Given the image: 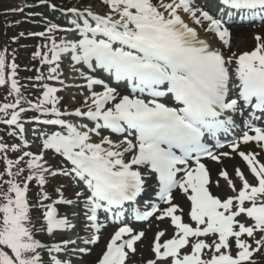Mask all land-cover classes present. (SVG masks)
Wrapping results in <instances>:
<instances>
[{
    "label": "snow or ice",
    "instance_id": "obj_1",
    "mask_svg": "<svg viewBox=\"0 0 264 264\" xmlns=\"http://www.w3.org/2000/svg\"><path fill=\"white\" fill-rule=\"evenodd\" d=\"M100 3L103 14L69 8L74 28L51 24L46 32L31 34L48 41L43 46L47 51L38 49L33 57L49 66L48 74L36 79L69 87L60 71L67 59L85 82L73 85L88 91L83 107L62 111L57 94L64 88L47 83L37 102L25 101L16 79L18 66L0 51V87H9L15 97L0 103V124L19 141L8 144L0 137V264H73L65 257L92 251L80 247L78 239L86 246L100 242L105 227L98 219L100 210L137 201L146 193V176L153 175L156 202H146L150 210H137L135 219L167 222L171 234L167 228L154 234L149 256L141 254L142 264H264V127L255 124L264 118V34L253 36L252 50L238 53L232 51L233 34L224 20L196 0ZM217 12L264 23V0H218ZM55 32L69 38L57 42ZM98 71L126 82L129 94L94 75ZM30 111L39 116L27 123L52 126L32 129L42 142L36 153L28 150L22 120ZM246 115L241 123L247 130L232 140L230 151L216 154L208 147L210 138L229 133L237 116ZM249 145L254 150H241ZM49 153L59 157L55 168ZM205 157L220 165L238 157L243 167L230 173L222 166L213 179L202 162ZM61 176L82 185L75 199L66 198L62 188L55 189L56 199L45 190L49 178ZM33 184L35 203L29 195ZM222 189L224 194H217ZM81 203L88 238L49 245L36 238V231L54 238L74 230L67 217L58 216L57 206ZM37 207L43 210L39 229L32 218ZM145 238L144 231L119 227L96 264H136L133 258Z\"/></svg>",
    "mask_w": 264,
    "mask_h": 264
},
{
    "label": "rangeland",
    "instance_id": "obj_2",
    "mask_svg": "<svg viewBox=\"0 0 264 264\" xmlns=\"http://www.w3.org/2000/svg\"><path fill=\"white\" fill-rule=\"evenodd\" d=\"M3 5H5L6 8H3L1 10L2 13H6L7 14V18L10 20L9 22V28H8V33H7V37L9 38V40H7V43L9 44V46H7V51H6V55L7 58L9 60V63L15 62L17 64V76L16 79L19 82V85L22 86V84L27 83L30 85V87L25 91V93L29 96L32 97V99L37 100L39 97L38 95H36L37 92H42V87L41 85L44 83L49 84V86L52 87H63L64 90L61 91L60 93H58L57 95L60 96L61 99V107H63L64 109L66 108H71L72 104H79L81 107H83V99L85 96L88 95V91L86 88L84 87H72L70 86V82L67 83L66 81H68L71 77H76L78 78V74L74 73L72 70V66L69 63V61L67 59L62 60L61 62V67H60V71L63 73V75L61 76V79L65 80V85H68L69 87H64L62 85H60L59 83L55 82V81H49L47 79L43 80V81H38L36 78L37 76L43 74L45 77L48 74V67L47 65H42L41 61L36 58L34 59V53L40 49L39 48V42L41 41V43H45L48 41L44 38V37H37V36H32L31 38H41V39H27L26 35L23 32H27V33H31V32H46L47 28L49 26H44L42 24V19H40V16H38V19L33 18H29L26 19L28 16L27 14H24V12H13V9L16 8H22L24 5L22 4V6H20L19 0H0ZM198 1V0H196ZM71 2V3H68ZM47 3H49L50 5L52 4L53 6H62L63 9L66 8H80V10H84L86 8H90L92 9L94 12L98 13V14H103L106 9L104 8V6L100 3V0H47ZM203 5V4H201ZM202 7V6H200ZM5 9V10H4ZM45 12L49 15H51V13L48 11V9L45 10ZM56 19L58 20H64V22L67 24H71V26H67V27H63V26H58L59 28H64V29H71L74 28V24L72 23L73 20H75L76 18L74 16H72L70 13H67L66 15H62V18L57 17L55 15ZM35 21H38V24H35ZM22 22H28V23H32L34 25H32V28L29 27L28 30L25 29H21L20 27H16V25L18 23H22ZM78 23H80V21H77ZM36 25H40L39 27H41L42 29H39L36 27ZM241 28H245L248 27L250 30L251 29H257V34H264L263 30V26L262 24H256V25H245V26H239ZM230 28V27H229ZM231 29V28H230ZM1 31V30H0ZM261 32V33H260ZM1 33V32H0ZM21 33H23V35L21 36ZM59 34V38L61 39H65V38H69L68 36H66L64 33H60V32H55L53 33L54 37H56V35ZM255 34V33H254ZM241 40H244L243 38ZM251 41L253 43V45L251 46L252 48L254 47L255 41L253 40V37H251ZM0 44H1V39H0ZM28 45H32L33 47L30 49V47ZM246 48L245 50H234L232 49V51H236V52H243V51H250L252 50V48ZM6 48V47H5ZM30 50V51H29ZM24 52H28L30 53L29 56H26ZM39 66L38 67H34L32 66L33 64H37ZM28 66V70H25ZM39 70V71H37ZM26 74L31 75L32 77H25ZM96 75L98 78H101L99 75ZM85 82H83L84 84ZM6 87V86H5ZM100 89H97L96 91H102V88L100 86H98ZM7 88V87H6ZM3 89H0V92ZM130 92V88H125V91H122V93L124 94H129ZM21 94V93H20ZM83 94V95H82ZM21 96H23L21 94ZM15 98V97H13ZM13 98H9V93L8 95L3 92L0 93V103H9L12 102L14 99ZM25 97H23L24 99ZM24 107H27L28 105L25 103L23 104ZM32 113V111L22 114V120L25 121V128H26V133H28V135L25 136V138L27 139V141L29 142V144L31 145V147L28 149L34 153L39 151V145L42 143L39 139H36L32 129H39L41 127H43V129H48L52 126H40L37 125L35 123H27L28 119H27V114ZM35 117L37 116H32L31 120H33ZM65 119L72 121V117H66ZM242 120H247V115L244 117H240L238 116V118L236 119L237 124H239L241 127L244 128L243 131L247 130L244 125L241 123ZM84 123H88L83 121ZM264 118H261L259 120H255V124L256 126H260V127H264ZM91 126V123H88ZM58 130V129H57ZM10 131V129L5 126L0 124V137H3L4 141L8 144H14V143H19V141L15 138L9 137L8 136V132ZM230 132V131H229ZM102 134L104 135V133L102 132ZM225 136H227V133H225ZM115 139V138H114ZM241 150L244 151H252L254 150V145H249V146H242ZM230 151L229 147L227 149H224L220 152H228ZM218 152V154L220 153ZM15 158V154H10V158ZM48 158H49V162L50 164L53 166V168H55L57 166V162L59 160V157H54L51 153L48 154ZM205 165L210 169V172L212 174L213 179L217 178V173L219 171V169L223 166L226 167L227 170L231 173L233 171V169L237 166L243 167L239 158H235V159H224L223 160V164H216V163H212L207 162V164L205 163ZM0 166H2V164H0ZM149 184H148V192L151 196L155 197V191L158 188V183L155 180H150V178H147ZM153 185V188L151 189L150 187ZM33 186H36L35 184L31 185V188ZM37 188V186H36ZM56 188H62V191L64 192V195L66 198H72L75 199V193L76 191H82L83 187L82 185H79L76 182H73L71 178L68 177H56V178H49V182L47 185H45V190L47 191V193L52 197V199H56L57 198V193L55 192ZM223 191V189L221 190ZM36 192L37 191H31L30 192V198L32 200L33 203H35L36 201ZM51 201H48L46 203H50ZM176 202L178 204H180L182 207L185 208V212H187L188 208H187V204L182 201V199L179 197V195H177V200ZM58 209V216L60 217H67L76 227L74 230H72L71 232H65L62 234H57L55 235V237H49L47 236L45 233L40 232V231H36V238L38 240H40L41 242H46V243H59L61 242L62 236L64 235V239L63 240H69V239H77L78 236L81 238H88L91 235V232L85 227L86 225V220L84 218V212H83V205L82 203L77 205V206H64V205H60L57 206ZM42 209L40 208H34L32 211V218H33V223L36 227V229H39L41 227L42 224V220H41V216H42ZM35 218V219H34ZM98 219L99 222L103 225H105V227L102 229L100 235H101V240L97 245H84L82 243L81 240H78V244L80 247H87V248H91L92 251L90 253V255H88V257H83L82 254H77L75 256L69 255L68 259H71L73 261V264H96L97 259L99 258V256L101 255L102 251L104 250V248L106 247V244L110 238V236L116 231L118 230L119 227L125 226L122 223L113 226H108L107 225V221L104 217L99 216L98 214ZM126 226H130L132 227L135 231L139 232V231H144L146 233V238L144 239V241L142 242V244L138 245V253L137 256L134 257V261L136 262V264H142L141 261V254L143 255L144 258H147L149 256V252H148V245L151 242V240L153 239L154 234L161 228H167V222H158L156 221L154 218L152 220H147V221H139V222H135V220H133V222L130 225H126ZM169 234H171V229L167 228ZM109 233H106V232ZM106 233V234H105ZM129 263H132L131 261Z\"/></svg>",
    "mask_w": 264,
    "mask_h": 264
},
{
    "label": "bare ground",
    "instance_id": "obj_3",
    "mask_svg": "<svg viewBox=\"0 0 264 264\" xmlns=\"http://www.w3.org/2000/svg\"><path fill=\"white\" fill-rule=\"evenodd\" d=\"M204 8L205 10H208L210 13V6L208 5L207 1L205 2V6L202 7ZM212 14V13H211ZM232 32V48L236 49V50H245L246 48H250L253 43L251 41V37H253L255 34L253 32H251V30L249 28H239V27H236L232 30H230ZM244 39V40H241V39ZM82 79L80 78H71L69 79V81H67V83H71L73 85H76V84H79V82L81 81ZM120 92L123 91V90H119ZM78 107V104L75 103V104H72L71 105V108H76ZM214 191H216L214 189ZM217 194H221L223 195L224 193H222V191L220 190V192H218ZM183 201V200H182Z\"/></svg>",
    "mask_w": 264,
    "mask_h": 264
}]
</instances>
